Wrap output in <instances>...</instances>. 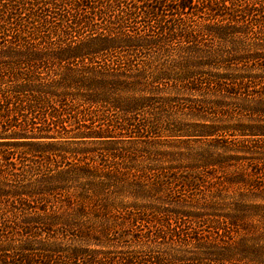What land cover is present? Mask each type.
Returning a JSON list of instances; mask_svg holds the SVG:
<instances>
[{"label": "trees", "instance_id": "trees-1", "mask_svg": "<svg viewBox=\"0 0 264 264\" xmlns=\"http://www.w3.org/2000/svg\"><path fill=\"white\" fill-rule=\"evenodd\" d=\"M67 1L1 0L0 197L78 204L73 220L87 214V203L104 216L134 206L160 218L122 212L96 227L93 220H66L60 236H51L57 223L40 222L42 228L24 216L17 218L25 237L18 242L6 235L5 217L17 215V207L0 200V264H244L258 236L249 220L264 213V204L235 199L227 208L217 187L208 197L192 195L194 212L166 207L163 191L178 179L149 175L176 169V162L232 168L229 183L264 196L257 179L262 161H245L264 159V0H106L104 11L90 6L99 0ZM84 8L98 19L121 9L122 24L142 19L153 34L99 28ZM114 51L128 59H109ZM183 104L197 121L182 119L186 113L176 108ZM227 132H234V141L222 138ZM167 136L205 137L210 144L179 161L186 154L166 145ZM83 144H103V152L91 156L96 150ZM24 157L33 164L49 161L48 169L33 184L9 187L7 171ZM198 181L188 185L198 189ZM128 199L144 202L129 205ZM204 214L215 217L207 220L213 229L187 231L181 218ZM138 223L149 227L128 236L125 229ZM65 233L73 242L63 241ZM92 241L99 248L91 249ZM112 247L125 251H102ZM134 247L141 258L130 253Z\"/></svg>", "mask_w": 264, "mask_h": 264}, {"label": "rangeland", "instance_id": "rangeland-1", "mask_svg": "<svg viewBox=\"0 0 264 264\" xmlns=\"http://www.w3.org/2000/svg\"><path fill=\"white\" fill-rule=\"evenodd\" d=\"M68 3H73L74 0H69L67 1ZM91 5L90 6H96L97 8L95 9L96 11H104L103 6H101V4L103 5H107V1L106 0H99V1H91L89 2ZM0 4H1V0H0ZM97 4V5H96ZM69 5V4H68ZM132 5V4H131ZM70 7V5L68 6ZM126 7V6H124ZM128 8V6H127ZM125 10V8H124ZM85 17H88L91 21H93V23H95V25H97V27H104L105 25H108L109 27H111L112 29H116V30H121V31H126L128 32V29H133L135 32L137 31H142V32H146L147 28L145 27V24H143V20L140 19L138 23L135 22H130V20H126L124 23L122 24L120 21V18L122 16H124V13L121 12V9H112L111 11L106 12V15L104 16L103 19H98V17L95 16L94 11L90 10V8H84L81 11ZM2 14V11H0V15ZM82 14V15H83ZM83 15V16H84ZM139 17V16H138ZM126 18V17H125ZM129 19V18H128ZM57 20V19H56ZM58 22V20H57ZM68 23H70V21H68ZM133 27V28H132ZM151 34H153L152 32H148L146 36H152ZM109 59H113L115 61H117L118 59L120 60H126L128 59V55L126 52H122V51H114L109 57ZM117 59V60H116ZM180 104H182V101H179ZM191 106H193V103L190 104ZM176 109L178 110H182L184 111L183 113H186L182 116V119H187L188 121H197L196 117H190L188 113H190V108L188 104H183L182 106L177 107ZM105 112H108L107 110H105ZM111 114H115L114 111H111ZM209 116H212V114H209ZM214 116V115H213ZM171 118V116H170ZM234 132H227V133H223L222 138L224 140H227L226 138H228L229 140H235L234 138H236L235 136H233ZM163 141L165 142L166 145L171 146V149H174L175 151H179L182 152L186 155L182 156L180 158L179 161H187L189 160V153L188 151H192L193 153L196 152L198 150L199 151H203L206 147H208V145L210 144V140L205 138V137H191V138H174V137H164ZM236 143V142H235ZM248 144V143H247ZM249 145H256V142H249ZM123 146V145H121ZM81 147H86L87 149H93L96 150L95 154L94 153H90L91 156L95 155V157L98 154H102L103 152V144H83ZM24 146H20L19 150H16L15 153H17L19 155V153H21V151L24 150ZM14 147L12 146L10 148V151H14ZM82 149V148H79ZM168 149V148H167ZM171 151V150H170ZM23 153V152H22ZM80 156L84 155L82 154H78ZM21 156H24V154H22ZM70 156V155H68ZM249 157L251 158L252 156H247L246 158V162L255 165L256 163H260V161H262V165L261 166H257L259 167V172L260 174L258 175V184H261L262 186L264 185V159H256L255 156L251 159H254L253 161L249 160ZM171 159V157H169ZM31 159V158H29ZM28 159V160H29ZM27 157H24V159H21V163H18V165L16 166L15 169H11L9 171H7V173H9V176H7L6 181L8 182L9 187H15V185H29V184H33L35 183V177L38 173H40L43 170L48 169V167H46V165L49 163V161L44 162L41 161L42 164H38V163H34L31 161H28ZM178 168L176 169H165V170H161L160 168H158L157 171H153L150 173L149 177L151 178H157L158 177H164V178H172V179H178V182L175 183H168L166 184V187L163 191V196L166 198V203L165 206L166 207H171V208H175V209H185L184 211L187 212H194L195 210V203L192 201V195L195 196H202L205 197L208 195H211V190L218 188L222 189V192L225 193V202L228 204L227 208H229V206H231V202L235 199H246L249 202H254L257 204H264V196L262 194H258L257 196L254 192H252L251 194L248 193V190L246 187L243 186V184H239V183H229V180L234 177L235 170L232 168H224V169H219L217 167H208V168H189L188 166H183L182 164H179V162H176ZM187 162H185L184 165H186ZM172 171V172H171ZM158 172V173H157ZM36 173V174H35ZM192 179H199V184H198V189H193V186L188 185V180H192ZM170 181V179H169ZM211 189V190H210ZM46 197H37V198H27L26 200L23 201H19L20 199L17 197H12L10 195H5L4 197H0V200L4 201L3 203H7L10 204V207H17L18 210V214L17 215H13L10 214L9 212H7L5 214V217L7 218V221L10 222L9 226L11 228H9L8 232L6 235L10 236L12 238V241H17L21 242L22 238L24 237V232L21 230L20 227V220H18L19 218L22 219L24 216L30 218L33 221V225H38L39 227H43L42 224H40V222H49L51 223L52 221L54 223H57L56 226H54L53 228L55 229L54 233L51 234V236L53 235H59L60 234L58 232H62V226H64V223L66 222V220H69L70 222H80V223H84V222H88L93 220V222L95 223V227L100 226L101 223H103L104 218L108 216L111 217L114 214L117 215H121L122 212L124 213H130V215L132 216H137L138 217H142L147 218L148 220H158L160 217H158L159 215H157L155 212H141L140 210L136 209L134 206L128 208V210L126 209V211H123V209H116V210H112L110 209V211L108 213L105 214V216L102 214V212L97 209V207H95L94 205H90L89 203H87L86 205V212L87 214L83 215V216H79V220L76 216V221L73 220V218H75L73 215H75V213L78 211L77 208L80 207V205L78 204H72V205H65V202L62 205H59L56 203L57 199H51V198H46ZM45 199V201H44ZM127 203L129 205H131V203L134 202V205H143L144 201H137V200H131L128 199L126 200ZM54 202V203H52ZM139 206V207H140ZM14 209V208H13ZM77 210V211H76ZM76 211V212H75ZM202 210H200L201 212ZM122 213V214H124ZM223 213H229V211H225ZM102 214V218L97 217V215H101ZM3 216V215H2ZM259 217H264V213L263 214H259L258 216L253 217L252 219H250L249 221L252 223L253 225V232H257L258 236L255 239H251L250 240V245H251V256L247 257V261H245L244 264H264V236H262V234L264 233V219H260ZM18 218V219H17ZM213 218H215L214 216H209V215H203L201 218L198 219H194L192 217H188L185 216L183 218H181L182 221H186L185 223H187L186 228L187 231L190 232L191 231H198L201 230L203 232L205 231H211L214 227V224L207 222V220H214ZM51 220V221H50ZM177 220H180L179 218H177ZM13 222V223H12ZM20 223V224H19ZM91 225V224H90ZM158 225V224H157ZM134 229L131 228V225H129L130 228H126V232L128 233L127 235L130 236L133 233H142L144 234V231H146V227H149L147 223H138L136 226L132 225ZM159 226V225H158ZM14 227V228H13ZM36 227V226H35ZM155 228V227H154ZM35 231H37L39 234H41V230L40 228H34ZM124 229H119L117 231V234H114V236H111V238L117 239L115 237L119 236V232L122 231ZM135 231V232H131V231ZM151 230V229H148ZM215 231V230H214ZM68 235V236H67ZM48 235H43V237H47ZM126 241L124 242L125 244L129 243L130 241V237L125 239ZM63 241L65 242H73L72 240V236L69 235V233H65V235L63 236ZM17 242V243H18ZM95 242H89V244H91V249L92 248H99V246H97L96 244H94ZM124 249L121 248H110L108 250V248H105L102 251H123ZM131 250L137 251V254L140 255L138 256L139 258H141V255L143 254L141 252V249L138 248H132L129 249L130 253ZM125 251V250H124ZM105 255L100 254L99 258H102V260L105 259ZM255 262V263H254ZM64 263V262H63Z\"/></svg>", "mask_w": 264, "mask_h": 264}]
</instances>
